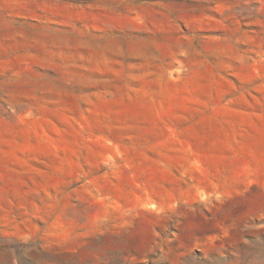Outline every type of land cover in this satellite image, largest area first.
<instances>
[{
    "label": "rangeland",
    "instance_id": "rangeland-1",
    "mask_svg": "<svg viewBox=\"0 0 264 264\" xmlns=\"http://www.w3.org/2000/svg\"><path fill=\"white\" fill-rule=\"evenodd\" d=\"M0 264H264V0H0Z\"/></svg>",
    "mask_w": 264,
    "mask_h": 264
}]
</instances>
